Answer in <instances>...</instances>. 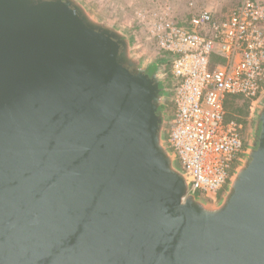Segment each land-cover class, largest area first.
I'll return each mask as SVG.
<instances>
[{"label":"water","instance_id":"obj_1","mask_svg":"<svg viewBox=\"0 0 264 264\" xmlns=\"http://www.w3.org/2000/svg\"><path fill=\"white\" fill-rule=\"evenodd\" d=\"M165 66L87 0H0V264H264V94L208 200L166 139Z\"/></svg>","mask_w":264,"mask_h":264},{"label":"built area","instance_id":"obj_2","mask_svg":"<svg viewBox=\"0 0 264 264\" xmlns=\"http://www.w3.org/2000/svg\"><path fill=\"white\" fill-rule=\"evenodd\" d=\"M194 3L185 18L165 0L130 13L170 65L166 139L189 192L215 200L245 155L243 123L228 116L226 98L239 96L252 110L264 94V0H237L225 10Z\"/></svg>","mask_w":264,"mask_h":264},{"label":"rangeland","instance_id":"obj_3","mask_svg":"<svg viewBox=\"0 0 264 264\" xmlns=\"http://www.w3.org/2000/svg\"><path fill=\"white\" fill-rule=\"evenodd\" d=\"M91 7L97 11L101 16L107 19L118 20V22H122L123 24L130 25L134 28L135 34L139 37V43L142 52L150 56H159V54H155L152 48V44L149 41L144 39L143 33L134 25V21L131 19V10L138 7L144 6H154L158 1L163 0H87ZM169 1L174 9L175 14L180 18H185L188 15V1L189 0H165ZM196 7H202L207 5H212L211 8H222L224 6L228 7L231 4H234L237 0H194ZM166 72H169L170 65L169 63L165 66ZM172 97V92L170 93ZM169 113L171 112L170 105L166 107ZM248 113L244 116L233 115L232 113H228V116H234L239 121L244 123H249L250 128L254 127L256 123V119L254 118L255 112L251 113V110L248 107ZM230 114V115H229ZM254 114V115H253ZM250 116V117H249ZM250 119H247V118Z\"/></svg>","mask_w":264,"mask_h":264},{"label":"trees","instance_id":"obj_4","mask_svg":"<svg viewBox=\"0 0 264 264\" xmlns=\"http://www.w3.org/2000/svg\"><path fill=\"white\" fill-rule=\"evenodd\" d=\"M150 71L152 72L153 68ZM225 108L228 113L230 112L238 117L244 116L248 113V101L242 100L239 96H228L225 101ZM229 117L232 116L230 115Z\"/></svg>","mask_w":264,"mask_h":264},{"label":"flooded vegetation","instance_id":"obj_5","mask_svg":"<svg viewBox=\"0 0 264 264\" xmlns=\"http://www.w3.org/2000/svg\"><path fill=\"white\" fill-rule=\"evenodd\" d=\"M249 117L247 119H250ZM255 124H254L253 128H250L249 123H244L242 125L241 131H242V135H243V150L245 151V153L249 149H251V147H252L254 137H255V133H256V125Z\"/></svg>","mask_w":264,"mask_h":264},{"label":"crops","instance_id":"obj_6","mask_svg":"<svg viewBox=\"0 0 264 264\" xmlns=\"http://www.w3.org/2000/svg\"><path fill=\"white\" fill-rule=\"evenodd\" d=\"M235 3H236V2H235ZM232 5H233V4H231L230 6H232ZM208 6L211 8L212 5L210 6V5H207V4H206L205 6L197 7V9H198V8H203V7H208ZM222 8L225 10V9L229 8V6H228V7L224 6V7H222ZM219 9H220V8H219Z\"/></svg>","mask_w":264,"mask_h":264}]
</instances>
